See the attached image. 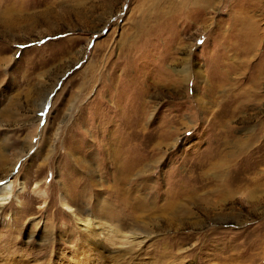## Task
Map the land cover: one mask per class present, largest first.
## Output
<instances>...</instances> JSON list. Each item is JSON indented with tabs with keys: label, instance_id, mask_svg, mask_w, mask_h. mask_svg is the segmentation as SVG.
Segmentation results:
<instances>
[{
	"label": "rangeland",
	"instance_id": "obj_1",
	"mask_svg": "<svg viewBox=\"0 0 264 264\" xmlns=\"http://www.w3.org/2000/svg\"><path fill=\"white\" fill-rule=\"evenodd\" d=\"M179 3L0 0L1 18L16 22L9 29L0 26V55L6 57L0 66V151L10 161L22 156L13 171H0V181H16L9 204L0 212V264L20 260L62 264L59 255L63 253L74 260L79 227L68 224V213L61 204L56 222L51 214L57 205L48 209L49 203L60 199L63 186H76L87 204L85 196L89 195L110 204L113 198L108 191L118 185L135 188L151 200L148 211L153 222L145 227L151 232L150 241L134 252L131 262L125 256L110 258L97 252L103 263L264 264V235L257 237L264 234V225L256 227L264 220V202L251 213L245 191L237 193L226 207L221 198L201 191L209 195L202 198L210 201V211L218 214L194 226L205 217L193 212L189 218L182 212L200 198L192 189L179 188L186 182L190 164L207 147L203 141L208 134L203 132L201 139L195 134L199 128L191 129L202 125L201 116L194 120L195 90L203 93L204 86L211 84L210 89L221 93L215 81L231 75L232 83L245 84L250 96L245 110L251 119L241 123L239 112L234 135L239 136L244 125L252 129L258 121L264 123V0H213L207 8H198L192 0L182 7ZM252 38L257 41L246 44L252 48L246 56L244 41ZM187 58L192 73L189 95L184 75ZM92 61L95 67L90 70ZM196 71L204 77L195 85ZM111 76L113 84L105 80ZM235 90L239 93L240 87ZM129 117L132 123L123 122ZM205 127V131L210 129ZM168 132L173 134L167 139ZM30 142L31 147L27 146ZM194 146L199 148L197 155ZM68 148H72L69 154ZM258 149L263 152L264 146L253 150L248 161L240 159L230 167L236 187L264 161L263 155L253 156ZM116 152L120 167L122 162L137 165L126 179L125 173L115 174ZM251 187L264 195V185ZM169 189L173 197L180 196L172 211L165 207ZM173 213L188 224L178 230L166 228L161 216L169 219ZM249 241L257 244L252 246ZM52 252L57 255L53 257Z\"/></svg>",
	"mask_w": 264,
	"mask_h": 264
},
{
	"label": "bare ground",
	"instance_id": "obj_2",
	"mask_svg": "<svg viewBox=\"0 0 264 264\" xmlns=\"http://www.w3.org/2000/svg\"><path fill=\"white\" fill-rule=\"evenodd\" d=\"M163 1L167 2L169 0H163ZM192 1L196 2L195 5L198 8H207V7H209V4L213 0H192ZM189 2H190V4H192L191 0H181V3H179V6L182 7V6L188 5ZM160 5H161V3H160ZM50 7H53V5ZM50 7H48V8H50ZM160 8L161 7H159L158 9H160ZM48 10H50V9H48ZM68 11L69 10H66V12H68ZM48 12H50V11H48ZM55 12H56V9H54V13ZM152 12H154L153 15H157V16L160 15V14L158 15V12H156V11H152ZM62 13H64V12H62ZM169 13H171V12H169ZM166 14H168V13H166ZM50 15H53V14H50ZM3 16H5V15H3ZM144 18H146V17H144ZM14 23H16V22H14V20L12 18L4 19V18H1V16H0V26L3 27V29H9V27H11L12 24H14ZM246 37L243 39H246ZM248 40H250V39H248ZM256 41H257V39H254V38H252V40L249 42L244 41V47L245 48L242 49V51H244V55H246L248 53L249 49H250V51L252 49L251 46L249 48L246 46V44L249 43V45H250L251 43L256 42ZM253 47H254V45H253ZM188 58H187L188 66H187L186 72L184 73L185 77L187 76L185 78L187 81L186 82L187 87H186V91H185L187 93V95H189V86L188 85H189V81H190V76L192 74L189 71L190 63H189ZM5 60H6L5 55L4 54L0 55V66L2 65L1 63L4 62ZM243 60H244V62H246L245 57ZM244 62H242V63H244ZM94 67L95 66H94L93 61H92V63L89 65L88 69L92 70V69H94ZM240 67H242V66H240ZM262 67H263V64H262ZM228 70H229V66H228ZM263 70H264V68H263ZM230 76L229 75L223 76L224 78H222L221 80L215 81V85H217V87L219 88L221 93L210 89L211 84H209L206 87L204 86V90L202 91L203 93H201V91H199V90L198 91L195 90V93L193 95L195 98L194 101L192 102L193 103V110L195 112V119L194 120L196 121L201 116L202 117L201 118L202 125L200 127L193 126L191 129H198L199 128L195 134L199 135L200 137H201V134H203V132H206L208 134V138L205 139V137H204L205 140L203 141L204 144L207 145V147L204 148L199 154H198L199 148H197V146H194L192 148V150L193 149L196 150L194 155L198 154V156L195 160V163L190 164V167L187 170L186 182L183 181L182 182L183 184H181L179 186V188L184 189V191H186L187 189H192L195 191L194 193L198 196V199L200 198L199 201L196 200L197 202H194L191 205V209H186V211L184 210V212H182L185 214V216L188 215L189 218H191L194 215L193 212H196L197 214L202 215L203 218L205 217L203 220L198 219L199 221L194 222L192 224L194 226H200L201 223H205V221H207V219H210L213 214L214 215L218 214L215 210L210 211V209H209V202L210 201L208 199H206L207 198L206 196H209L207 193L211 194L212 196H215L216 199L221 198L222 202L224 203V207H226V204H228V202L230 200L234 199V197H236L237 193L238 194L240 193L242 195L243 194L242 192L245 191V193L247 192L246 196L248 198L246 202H248V204L251 206V208H250L251 213L256 211L255 208H257L258 203L264 202V195L260 194L257 188L251 187V186L264 185V169H263L264 168V161L262 163H260L261 165L256 167V169L251 170L250 172H247L245 177L250 175V173H251V175H250L251 177L245 178L246 181H243V185H240L239 187H236L237 180L234 177H231L230 167L234 163L238 162V160H240V159H244L245 161H248L247 157L249 156V154H252L253 150H255L256 148H262V146H264V123L258 121L252 129L249 128L247 125H244L243 128H241L242 133H240L239 136L234 135V133H236V130H237V128L234 126V123L240 117L241 114H242L241 116L243 119V121H241V123L242 122L246 123L251 119V117H249V114H247V112L245 110V109H247L248 104L250 103V101H249L250 96H248L249 93L247 94L246 88L244 86L245 84H240V82L237 80L235 82L236 85H234L232 83L233 77L231 78ZM203 77L204 76H199V72L196 71L194 74L195 85H196V83H198L199 80L203 79ZM105 80H107L106 82H108L110 80V84H111V82H112V84L114 82L112 76L110 79L107 78ZM205 80H207V79H205ZM103 83L105 84V81H103ZM134 83L135 84H137V83L141 84V83H143V81H138V82L134 81ZM258 83L259 84L261 83V85H263L261 82V79L259 80ZM177 84H178V81H177ZM238 87H240V92L236 93L237 90H235V89ZM145 93H146V91H145ZM200 93L203 95H201ZM182 95H183V93H182ZM253 95H254V93H253ZM260 97H259V99L262 102V99ZM235 102L238 103L237 106H235L234 108L231 107V109H229V107H228V109H226V107L232 103L235 105ZM216 106H219V108L216 109ZM224 107L226 110H228L227 112H224V109H223ZM119 110L121 111V109H118L117 111H119ZM239 112H241V114L238 116L237 114ZM196 115H197V117H196ZM143 119L144 118L142 117L141 122H143ZM137 121H139V120H137ZM123 122L132 123L133 119L132 118H130V119L126 118V119H123ZM141 122L139 121V123H141ZM205 126L209 127L210 129L205 131V129H204ZM239 127H241V126H239ZM238 129H240V128H238ZM206 133H204V134H206ZM172 134H173L172 132H168L167 133V139L170 138ZM201 139H203V137H201ZM177 142H179L178 139H176V144H177ZM43 144L45 146H47L46 145L47 142H44ZM156 145H158V143ZM27 146L31 147V142ZM67 150H68V154L72 152L71 151L72 148H70V149L68 148ZM126 150H124V151H126ZM48 154H50V153H48ZM118 154H119V152H118ZM118 154L116 152V154L114 155L116 158V160H114V162L116 161L115 162V166H116L115 174L116 175L127 174V175H125V179H126L128 176V173L130 171H134L137 165L135 166V163H134L132 166L129 167V165H131V164H127V163L122 162L123 166H121L122 169H120L121 167H120L119 162H121V161H120ZM260 155L264 156V151L262 152L259 149L257 150V152L254 151L253 156H260ZM21 158H22V156L17 155V157L13 161L12 160L10 161V159H8L7 155H5L3 152L0 151V171H2L4 169L8 170V168L13 171V168L16 166L17 162ZM76 159H74V160H76ZM10 163H12V164H10ZM76 163L79 164L78 162H76ZM159 163L160 162H158L157 164H155L153 166L154 170L156 169V167L158 166ZM8 165H10V166H8ZM261 167H262V169H261ZM154 170L152 171V173L154 172ZM6 172L8 173L9 171H6ZM142 173H146V172H144V170H142ZM115 174L113 176H115ZM235 176H237V175H235ZM116 178H118V176ZM183 178H185V177H183ZM181 179H182V177H181ZM90 181L93 184L92 177H91ZM15 182L9 181V180L4 181V182L0 181V212L6 208L7 204H9L7 201H8V199H10L12 197L11 196L12 195L11 190H12L13 184ZM119 182H121V179L119 180ZM237 186H238V184H237ZM188 187H190V188H188ZM75 188H77V187L75 186ZM75 188L71 187L69 189L66 186H63L59 190L61 192L60 199H57L56 202H55V200L53 202L51 201L48 205V209L54 205H57L56 211L51 214V216L53 218H56V219H54V220H56V222H57V220H59L57 217L62 212L61 206H59V204H61L62 208L65 211H67V213H68V218H69V220L67 221L68 224H70V225L75 224L76 226L79 227V229H78L79 231L77 233V234H79V237H78L79 242H77V246H75L74 251L72 252L74 254V258L76 260L75 259L72 260V259L68 258L67 255L65 253H63L62 256H60L61 254L59 255V257L61 258V261L59 263H62V264H105V263H103V259L101 257L99 258L97 256V254H98L97 252H100L102 255H104V257L110 256V258L114 257V256H120V257L125 256V259H127L128 262H131V260L134 258L133 257L134 252L138 251L140 249V247H142V245H144V243L150 239V233L151 232L149 233V231L145 229V227L147 225H150L153 222L152 221V219H153L152 214H149L151 212L148 211V209L150 208V206L152 204L149 197L145 194L144 195L138 194L139 190L135 191V188H119V185H118L115 188H112L111 190L108 191V193H110L111 197L113 198L114 204L113 203L107 204L105 202L106 200H104V201L97 200L96 196H94V197L90 196V195L85 196L86 194H84L85 193L84 192L82 194H83V197L85 196L86 199H88V204H87L85 201L82 200L81 193L79 194L76 191L78 188L77 189H75ZM82 188H84V187L82 186ZM143 188L147 189L148 188L147 184H145L143 186ZM79 190L80 189H78V191ZM83 191L84 190H82V192ZM172 191H173L172 189L167 190L168 193L166 195L168 198L166 197V204H165L166 206L165 207H168L169 211H172L174 209L175 205L176 206L179 205V203L176 204V201L178 199H180L179 194H177L175 197H173L174 195H173ZM175 191H177V190H175ZM201 191H207V193L204 192L205 194H201L202 193ZM179 192H181V191H179ZM203 195H206L205 198H202ZM193 201H195V200H193ZM211 205L213 206L212 203H211ZM180 206H182V205H180ZM165 207L159 209V211H163L165 209ZM184 208L185 207H183V209ZM49 211L50 210H48V212ZM263 211H264V209H263ZM263 211L261 213H263ZM171 213L172 212H170V214ZM85 214H88L89 216L88 215L86 216ZM145 214H147V215H145ZM160 214H162V213H160ZM177 214H179V213H177ZM180 215H182V214H180ZM156 216H158V215H156ZM182 216H184V215H182ZM166 217H168V216L166 215ZM166 217L162 215L161 219H163V222L165 223L166 228H169V229H171V228L173 229V227H176L175 229L178 230L179 228H182L183 226H186L188 224V221H186V219H180L179 216H175L174 213L172 215H170L169 219ZM223 217H224V215H223ZM184 218H187V217H184ZM139 219H143V220L139 221ZM192 220H193V218H192ZM156 222H158V221H156ZM139 223L143 224V228L140 227L142 229H140L139 227L137 228V225ZM243 223H244V221L241 222V224H243ZM157 224H159V223H157ZM256 224H259L256 227L260 228L261 226L264 225V220H261L260 222H258ZM56 229H57V226H56ZM263 235L264 234H262L261 236H257V237L260 238V237H263ZM65 237H67L66 233L62 235V237H61L62 240ZM70 239H72V236L70 237ZM73 239H74V236H73ZM54 242L51 241L50 244L56 245ZM249 242H250V245L252 244V246H255L257 244V242H253V241H249ZM262 243L260 245H262ZM49 249H51V246ZM52 255L54 257V255H57V254L52 252ZM13 257H15V255H13ZM12 259H15V258H12ZM48 260L49 259H47V261ZM127 260H125V261L127 262ZM11 262H13V261H11ZM11 264H27V263L23 260H20L18 263L14 262Z\"/></svg>",
	"mask_w": 264,
	"mask_h": 264
}]
</instances>
